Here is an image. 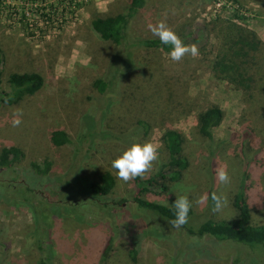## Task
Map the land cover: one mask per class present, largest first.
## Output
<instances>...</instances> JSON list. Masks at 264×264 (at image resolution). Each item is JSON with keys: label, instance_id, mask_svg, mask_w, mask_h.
I'll list each match as a JSON object with an SVG mask.
<instances>
[{"label": "rangeland", "instance_id": "rangeland-1", "mask_svg": "<svg viewBox=\"0 0 264 264\" xmlns=\"http://www.w3.org/2000/svg\"><path fill=\"white\" fill-rule=\"evenodd\" d=\"M129 4L0 0L2 90L9 91L13 72L35 71L44 78L37 93L14 104L0 101V152L9 145L22 151L12 166H0V229L6 245L0 264H233L236 256L243 264H264L260 244L188 234L206 219L235 218L233 201L242 184L254 222L264 224V0H147L128 25L127 42L134 43L128 47L101 39L91 28L92 19L125 13ZM46 11L54 13L47 21L40 16ZM161 20L197 54L173 62L169 52L139 45L154 37L148 26ZM240 37L257 42L256 50L238 61L246 66L248 86L220 80L212 70L216 60L236 59V50L248 49ZM98 78L109 84L104 93L94 87ZM117 84L122 92L113 99ZM212 105L220 106L224 117L210 140L199 133L197 117ZM14 110L21 112L16 127ZM56 128L67 131L69 145L52 143ZM167 128L185 136L189 168L167 191L155 185L142 197L172 205L186 196L194 214L178 229L137 206L135 179L125 183L111 167L127 144L101 138L110 130L146 129L141 143L158 150V159L142 175L148 176L166 168L161 137ZM46 161L48 174L38 173ZM221 165L229 175L225 184L215 175ZM105 170L116 185L108 196L91 198L88 185ZM209 189L225 197L219 211L208 198L198 203ZM109 239L112 249L103 262Z\"/></svg>", "mask_w": 264, "mask_h": 264}, {"label": "trees", "instance_id": "trees-1", "mask_svg": "<svg viewBox=\"0 0 264 264\" xmlns=\"http://www.w3.org/2000/svg\"><path fill=\"white\" fill-rule=\"evenodd\" d=\"M147 0H130L129 8L125 13H118L116 15H108L105 17L99 16L91 20V28L94 32L103 40L111 41L117 45L125 43L128 47L134 45V43L127 42L128 25L135 15L136 12L143 9ZM253 38L256 37L255 33H250ZM240 40L248 47L247 50L240 47L241 50H236L238 58L230 57L226 61L222 59L216 60L213 71L215 75L220 77V80H229L231 83H238L241 86H248L244 83L247 77H244L247 72L246 66L243 67L244 62H238L240 57H245L248 51H255L257 48V42L252 38L240 37ZM127 42V43H126ZM139 45L147 48H160L166 52L170 51V46H164L159 43L156 37H149L139 40ZM2 63H3V51L0 48V101L7 104H14L27 95H33L37 93L44 84L43 76L35 71L26 72H13L8 77L9 91L4 92L2 90ZM94 87L101 93L107 91L109 84L105 79L98 78L94 81ZM113 99H118L121 95L119 85L113 89ZM224 117L223 109L218 105H212L198 114V131L204 137L213 140V130L219 126ZM95 121V120H93ZM144 126L145 123L142 122ZM145 128V127H144ZM99 131V128L95 132ZM124 133L131 137L122 136ZM147 130H132V131H115L110 130L101 134V138L105 140L113 141L117 144H127L132 142L141 143L146 137ZM92 135V133H91ZM138 136V140L135 136ZM107 136H110L109 139ZM120 136V137H119ZM50 139L56 146L69 145L72 142L70 135L62 128L53 129L51 132ZM162 142L168 153V161L166 168L162 171L156 172L148 176H138L135 178V185L132 189L134 194V200L140 209H144L159 216L167 221H172L174 217V209L172 205H166L154 200H148L142 197L143 192H150L155 185L158 186L162 191H167L170 183H174L180 180L186 170L189 168V159L184 155V143L185 136L175 128H167L162 134ZM141 140V141H140ZM22 156V151L15 145H9L2 148L0 152V166L8 168L12 166V163L16 162ZM51 163L46 161L43 168L36 169L38 173L48 174ZM36 172V173H37ZM45 176V175H44ZM116 185V180L112 172L105 170L101 172L96 180L89 183L88 188L91 198L98 196H108ZM215 194L213 189L208 191V200L210 205L213 207V201L211 196ZM123 200V199H121ZM233 205L238 209V215L229 220H214L206 219L201 222L196 228H189L188 234L196 235L197 237L209 236L219 241H233L244 245H252L254 243L260 244L264 248V224H258L254 222L252 218V207L248 201L245 193V185L242 184L240 189L236 192ZM194 214L192 206L188 213L187 222L182 225L186 226L190 217ZM109 239L107 245L102 249L101 260L106 262L109 258V252L112 249L111 242ZM1 237L0 229V260L5 258V247ZM30 249L26 253H29ZM138 251L133 249V255ZM264 258V257H263ZM243 258L236 256L233 264H243ZM45 264V263H43Z\"/></svg>", "mask_w": 264, "mask_h": 264}, {"label": "clouds", "instance_id": "clouds-1", "mask_svg": "<svg viewBox=\"0 0 264 264\" xmlns=\"http://www.w3.org/2000/svg\"><path fill=\"white\" fill-rule=\"evenodd\" d=\"M151 34L164 46H170L169 59L178 62L186 54L195 56L197 54L194 46L184 44L176 33L166 24L165 21H157L155 25L148 26ZM21 112L14 110L11 124L16 127L20 124ZM158 159L157 147L151 142L130 143L115 159L111 161V167L116 170L117 178L123 182H128L138 176H142L149 170L153 162ZM221 184L229 181V175L225 165L216 169L215 173ZM208 197L201 196L198 203H203ZM213 201V211H219L226 203L223 194L211 196ZM191 204L186 196L176 197L172 208L174 209V219L170 221L173 228H179L187 222Z\"/></svg>", "mask_w": 264, "mask_h": 264}, {"label": "built area", "instance_id": "built-area-1", "mask_svg": "<svg viewBox=\"0 0 264 264\" xmlns=\"http://www.w3.org/2000/svg\"><path fill=\"white\" fill-rule=\"evenodd\" d=\"M217 5H220V2H217ZM47 11H48V9H47ZM47 11H46V13L40 12V16H42L44 19H46V21L49 20V19H52L53 18V15H54L53 12L52 13H49Z\"/></svg>", "mask_w": 264, "mask_h": 264}]
</instances>
